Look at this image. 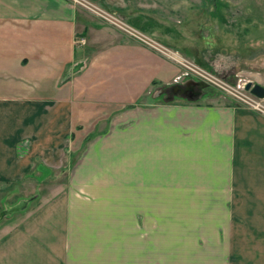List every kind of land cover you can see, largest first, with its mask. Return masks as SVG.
Returning <instances> with one entry per match:
<instances>
[{
    "label": "crops",
    "instance_id": "crops-1",
    "mask_svg": "<svg viewBox=\"0 0 264 264\" xmlns=\"http://www.w3.org/2000/svg\"><path fill=\"white\" fill-rule=\"evenodd\" d=\"M177 69L70 0H0V181L86 148L78 191L6 213L0 264H264V116L163 99Z\"/></svg>",
    "mask_w": 264,
    "mask_h": 264
},
{
    "label": "rangeland",
    "instance_id": "rangeland-1",
    "mask_svg": "<svg viewBox=\"0 0 264 264\" xmlns=\"http://www.w3.org/2000/svg\"><path fill=\"white\" fill-rule=\"evenodd\" d=\"M98 2L103 8L174 53L172 58L166 56V59L176 65L177 75L172 79V83L162 87L163 99L172 101L176 97L184 100L213 97L224 99L226 102L228 99L234 106H239L221 91L201 82L177 60V57L223 76L239 75L264 85V0ZM135 22L145 23V28L151 34L145 32V29L140 28ZM91 106L94 107V104ZM97 121L99 120L97 119L96 123ZM100 124L101 122L92 123L87 131L92 132L95 126L101 127ZM82 137L76 144H71V151L67 156L70 165L53 166L49 172L40 169L37 171L38 177L27 175L16 182L0 181V225L11 221V215L6 213L2 215L8 207L22 205L26 208L22 213L18 212L13 216L14 221H22L38 207L53 205L57 197L78 191V183L72 182V177L76 174L75 167L86 149L77 150L83 141ZM93 139H88L84 147H89Z\"/></svg>",
    "mask_w": 264,
    "mask_h": 264
},
{
    "label": "built area",
    "instance_id": "built-area-1",
    "mask_svg": "<svg viewBox=\"0 0 264 264\" xmlns=\"http://www.w3.org/2000/svg\"><path fill=\"white\" fill-rule=\"evenodd\" d=\"M70 2L76 7H81L96 14L108 24L115 26L128 36L135 38L136 40H139L140 42L150 46L151 48L163 54L164 56H169L172 58V56L174 55V53L169 48L156 41L149 35L134 28L125 20L118 18L117 15L103 8L98 1L70 0ZM86 41V38L78 37L75 39V44H85ZM177 60L183 66H185L189 72L198 77L201 82L221 91L227 97L237 102L239 106H243L250 110L256 111L264 116V98H260L253 94L251 90L246 89V84L250 81L249 79L239 75L235 77L223 76L221 74L208 71L178 57Z\"/></svg>",
    "mask_w": 264,
    "mask_h": 264
},
{
    "label": "water",
    "instance_id": "water-1",
    "mask_svg": "<svg viewBox=\"0 0 264 264\" xmlns=\"http://www.w3.org/2000/svg\"><path fill=\"white\" fill-rule=\"evenodd\" d=\"M95 1H99V0H95ZM246 89L247 90H251V92L253 94H255L256 96L260 97V98H264V85L260 84V83H254L252 81H249L246 84ZM19 205H14L13 207H8V210H6L5 212H2V215H4V213H7L9 210L10 211H14L15 209L19 208ZM11 213V212H10ZM9 214V213H8ZM1 218V217H0Z\"/></svg>",
    "mask_w": 264,
    "mask_h": 264
},
{
    "label": "bare ground",
    "instance_id": "bare-ground-1",
    "mask_svg": "<svg viewBox=\"0 0 264 264\" xmlns=\"http://www.w3.org/2000/svg\"><path fill=\"white\" fill-rule=\"evenodd\" d=\"M19 206H22V205H19Z\"/></svg>",
    "mask_w": 264,
    "mask_h": 264
}]
</instances>
